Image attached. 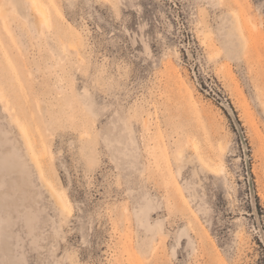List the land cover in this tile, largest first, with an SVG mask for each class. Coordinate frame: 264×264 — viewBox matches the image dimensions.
Masks as SVG:
<instances>
[{
	"label": "rangeland",
	"instance_id": "obj_1",
	"mask_svg": "<svg viewBox=\"0 0 264 264\" xmlns=\"http://www.w3.org/2000/svg\"><path fill=\"white\" fill-rule=\"evenodd\" d=\"M33 1L0 0V157L26 168L0 264H264V0Z\"/></svg>",
	"mask_w": 264,
	"mask_h": 264
},
{
	"label": "bare ground",
	"instance_id": "obj_2",
	"mask_svg": "<svg viewBox=\"0 0 264 264\" xmlns=\"http://www.w3.org/2000/svg\"><path fill=\"white\" fill-rule=\"evenodd\" d=\"M33 8H34L35 12L42 17L43 22H47L46 12L41 7V5L39 4V2L37 0H34L33 1ZM0 97L1 98L3 97V95L1 93H0ZM21 128H22L21 129L22 130V133L27 134V130L24 127H21ZM25 137H26V141H27L28 147L30 149L31 157L35 161V164L37 166V169H38V172H39V176H40L42 182L46 185V187H48V188L51 189L53 195L55 197H57V200H58V203L60 204V206H62L63 208L64 207L66 208V205L67 204L63 200V197H61L59 193L57 194V191L53 189L51 183L46 178L44 169L41 166L40 156L35 152V149H34L33 145L31 144V142H30V140L28 138V135H25ZM0 162H2V165L0 166V173H3V176L1 177L2 179L0 180V188H3L4 187V185H5L4 177L6 175H8L11 170H13L15 168H19V169H21V171L23 173H25V171H26V168L25 167H23L22 165H18L19 162H18V159L15 160V153H9L7 156L0 157ZM0 200H3V198L0 199ZM1 203H2V205L0 204V209H2V211L5 209L4 213L6 212L7 217L9 219L12 218L11 214L13 212H15V210L12 211L11 210L12 207L10 209L7 208V207H10V205H12V204H10L9 206H7V204L6 205H3V204H5L4 201L1 202ZM13 208H15V206ZM2 211L0 210V212H2ZM1 215L2 214L0 213V229H1V226H2L3 222H6L7 221V218H4Z\"/></svg>",
	"mask_w": 264,
	"mask_h": 264
}]
</instances>
